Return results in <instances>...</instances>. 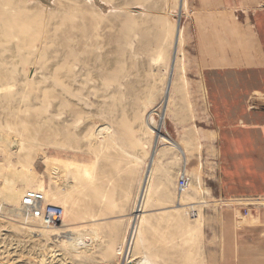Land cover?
<instances>
[{"label":"rangeland","instance_id":"obj_1","mask_svg":"<svg viewBox=\"0 0 264 264\" xmlns=\"http://www.w3.org/2000/svg\"><path fill=\"white\" fill-rule=\"evenodd\" d=\"M44 1L0 0V263L209 264L212 222L231 204L218 189L221 124L188 80L191 0ZM255 102H263L260 95L248 98ZM115 155L129 159L131 177L145 165L130 187L133 233L119 249L83 225L105 183L91 172ZM90 157L93 168L73 163ZM182 168L191 184L178 194ZM24 175L35 184L30 189L63 208L58 228L17 216ZM70 233L76 243L65 238Z\"/></svg>","mask_w":264,"mask_h":264},{"label":"crops","instance_id":"obj_2","mask_svg":"<svg viewBox=\"0 0 264 264\" xmlns=\"http://www.w3.org/2000/svg\"><path fill=\"white\" fill-rule=\"evenodd\" d=\"M190 12L195 54L187 68L188 80L194 90L205 92L206 107L214 122L222 127L218 131L222 138L219 155L224 161L220 196L226 202L249 198L263 203L252 207L248 218H239L233 207L217 211L207 247L209 264H264V110L256 109L257 105L264 106V0H191ZM254 95L261 96L262 104H248V98ZM211 133L204 138H210ZM73 163H89L93 168L96 162L90 157L75 158ZM104 163L103 168L97 163V169L91 172L93 178L105 183L97 189L99 198L91 199L89 222L83 225L90 227L91 235L96 234L105 239L106 245L112 244V249H119L125 236L129 239L133 233L130 187L137 185L145 165L138 164L137 178L135 174L130 176L129 159L123 155L106 158ZM58 171L61 198L66 192V180L64 176L62 183L60 165ZM30 187L34 183L18 182V196ZM76 211L77 207L74 219L80 220L82 216ZM110 227L114 231H109Z\"/></svg>","mask_w":264,"mask_h":264},{"label":"built area","instance_id":"obj_3","mask_svg":"<svg viewBox=\"0 0 264 264\" xmlns=\"http://www.w3.org/2000/svg\"><path fill=\"white\" fill-rule=\"evenodd\" d=\"M190 184L191 177L187 174L186 168H183L175 184L176 192L180 194L186 191ZM261 201L245 198L229 200L227 203L231 204L230 207L236 209L242 218H248L252 214L250 209L256 206L257 203H262ZM17 210L25 221H37L43 228L49 230L59 227L64 220L63 208L47 203L43 192L35 189L25 190L20 198L19 208ZM191 214H194V212Z\"/></svg>","mask_w":264,"mask_h":264},{"label":"bare ground","instance_id":"obj_4","mask_svg":"<svg viewBox=\"0 0 264 264\" xmlns=\"http://www.w3.org/2000/svg\"><path fill=\"white\" fill-rule=\"evenodd\" d=\"M168 85V84H167ZM165 92H166V90H165ZM169 92V91H168ZM163 118V116H161V119ZM161 139H163V138H161ZM166 140H168V139H166ZM170 141V140H169ZM168 143H170L171 145H172V147H174L175 148V146H173V142H168ZM152 161V160H151ZM183 165H186V164H183ZM183 169V168H182ZM185 169V168H184ZM147 172V171H146ZM29 173V172H28ZM148 173H149V170H148V172L145 174V179H146V177H147V175H148ZM143 180V183L146 181V180ZM23 181H29V182H32V180H31V178H28L26 175H24V180ZM8 182V181H7ZM6 182V183H7ZM10 182H8V184H9ZM33 183V182H32ZM35 185V184H34ZM30 188H32V187H30ZM185 192V191H184ZM142 196H143V193L141 192V194H140V198H142ZM14 198L17 200L18 198H19V196H18V194L16 195V196H14ZM139 201H140V199H139ZM2 208L3 207H1V210H0V213L2 212ZM5 208V207H4ZM6 209V208H5ZM194 211H192V213H193ZM17 213H18V217L19 216H21L20 215V213L18 212V210H17ZM197 214H195V212H194V214H191L190 216L191 217H194V218H196L197 216H196ZM23 220V219H22ZM56 228H58V227H56ZM52 229H54V228H52ZM52 229H50V230H52ZM65 238L67 239V241H69L71 244H73L74 242L76 243L77 241H76V239L72 236V234L70 233V234H66V236H65ZM1 264V263H0ZM140 264V263H139Z\"/></svg>","mask_w":264,"mask_h":264},{"label":"water","instance_id":"obj_5","mask_svg":"<svg viewBox=\"0 0 264 264\" xmlns=\"http://www.w3.org/2000/svg\"><path fill=\"white\" fill-rule=\"evenodd\" d=\"M43 3H47V2H45L44 0H41ZM176 47V46H175ZM170 73H172V68H171V72ZM169 83H168V85H167V88H166V92H165V98H164V100H163V110H162V113H163V115H164V110H165V106H166V104H167V96H168V94H169ZM162 115V116H163ZM156 144V143H155ZM154 154H155V151L153 150V152H152V154H151V157H150V160H149V164H148V166H147V172H148V170H149V167H150V165H151V160L153 159V156H154ZM146 172V173H147Z\"/></svg>","mask_w":264,"mask_h":264}]
</instances>
